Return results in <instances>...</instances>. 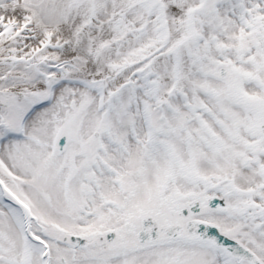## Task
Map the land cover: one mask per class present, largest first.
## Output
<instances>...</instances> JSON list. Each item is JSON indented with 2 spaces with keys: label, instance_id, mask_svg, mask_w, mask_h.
Masks as SVG:
<instances>
[{
  "label": "snow or ice",
  "instance_id": "obj_1",
  "mask_svg": "<svg viewBox=\"0 0 264 264\" xmlns=\"http://www.w3.org/2000/svg\"><path fill=\"white\" fill-rule=\"evenodd\" d=\"M0 264H264V0H0Z\"/></svg>",
  "mask_w": 264,
  "mask_h": 264
}]
</instances>
